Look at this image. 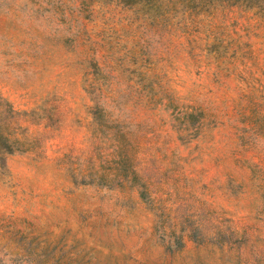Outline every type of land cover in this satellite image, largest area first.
Segmentation results:
<instances>
[{"label": "rangeland", "instance_id": "rangeland-1", "mask_svg": "<svg viewBox=\"0 0 264 264\" xmlns=\"http://www.w3.org/2000/svg\"><path fill=\"white\" fill-rule=\"evenodd\" d=\"M259 10L0 0V264H264Z\"/></svg>", "mask_w": 264, "mask_h": 264}, {"label": "trees", "instance_id": "trees-1", "mask_svg": "<svg viewBox=\"0 0 264 264\" xmlns=\"http://www.w3.org/2000/svg\"><path fill=\"white\" fill-rule=\"evenodd\" d=\"M240 1H244L248 5H256L261 8H264V0H240ZM259 11L262 13V15H264V10H259Z\"/></svg>", "mask_w": 264, "mask_h": 264}]
</instances>
